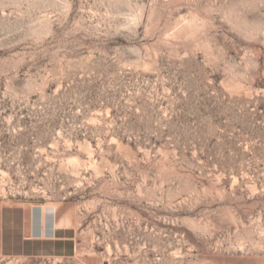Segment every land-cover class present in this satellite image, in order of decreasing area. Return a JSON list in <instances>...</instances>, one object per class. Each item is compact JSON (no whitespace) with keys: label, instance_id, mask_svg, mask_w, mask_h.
<instances>
[{"label":"rangeland","instance_id":"obj_1","mask_svg":"<svg viewBox=\"0 0 264 264\" xmlns=\"http://www.w3.org/2000/svg\"><path fill=\"white\" fill-rule=\"evenodd\" d=\"M0 264H264V0H0Z\"/></svg>","mask_w":264,"mask_h":264},{"label":"crops","instance_id":"obj_2","mask_svg":"<svg viewBox=\"0 0 264 264\" xmlns=\"http://www.w3.org/2000/svg\"><path fill=\"white\" fill-rule=\"evenodd\" d=\"M46 228V232H41L40 234H35V237L43 238V236L48 237L49 239H54L56 236V226L54 224L48 225Z\"/></svg>","mask_w":264,"mask_h":264}]
</instances>
